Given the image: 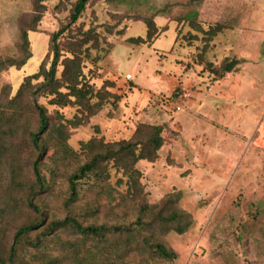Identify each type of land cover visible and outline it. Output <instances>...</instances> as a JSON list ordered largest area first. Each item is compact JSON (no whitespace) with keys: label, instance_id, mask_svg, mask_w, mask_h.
I'll return each mask as SVG.
<instances>
[{"label":"rangeland","instance_id":"374dc122","mask_svg":"<svg viewBox=\"0 0 264 264\" xmlns=\"http://www.w3.org/2000/svg\"><path fill=\"white\" fill-rule=\"evenodd\" d=\"M76 1L0 0V258L14 231L40 224L14 264H264V0H90L57 40L47 88L49 40ZM73 56L86 95L54 102ZM154 127L162 146L134 162ZM169 208L188 215L186 232L162 220ZM65 218L102 236L48 229Z\"/></svg>","mask_w":264,"mask_h":264},{"label":"trees","instance_id":"16d2710c","mask_svg":"<svg viewBox=\"0 0 264 264\" xmlns=\"http://www.w3.org/2000/svg\"><path fill=\"white\" fill-rule=\"evenodd\" d=\"M90 0H77L72 8V12L69 18V23L65 27H62L58 32L53 34L49 40V52L52 54V59L50 62V67L49 69L46 70V72L43 74V80L44 82L42 83L43 86L47 88H52L54 84H56L57 80L55 79V73H56V66L60 58V48L57 43L58 38L66 31L71 25H73L80 17L82 12L84 11L87 3ZM150 34V33H149ZM150 36V35H149ZM21 42L24 45H27V36L26 33L23 32L21 34ZM47 53V55H48ZM48 58V57H47ZM78 57L73 56L72 58H65L62 61V64L65 65L66 63H71V64H76L74 71H72V74H63L62 78V83L65 85V89L69 90L68 93H61L60 91H50L51 94H56V98L54 99V102H61L62 98H67L70 96H74L77 99H81L85 97L86 91L82 89V86L86 84L83 82V80L80 78L83 77L82 74V66L79 62H77ZM23 62V61H22ZM24 63H20L19 65L22 66ZM3 65V64H1ZM14 64L8 63V66L11 67ZM237 65V61L232 60V61H226L224 66H223V73H229L231 72L234 67ZM217 75V74H215ZM38 77V74L32 75L30 77L26 78V81L30 83L32 79H36ZM37 117H38V125L37 128L34 132H30L29 137H30V142L36 150H41V147L39 146L40 140L42 139V135H44L48 129V119L45 115V111L42 107H37L36 110ZM128 146V145H127ZM162 146V139L160 138V130L156 127L153 128V131L151 133V137L149 140V148L152 150L151 153H149L147 156H143L142 154H138V156H134V162H137L138 160L142 159H147L149 161L154 159V154L160 149ZM94 164L93 163H87L83 165L82 167L79 168V174L80 175H74L72 177V180H70V185H71V190L72 194H75V185H74V180L79 179L81 176H84L86 173H89L92 171ZM32 171L35 179L39 181V174H38V168H37V163L36 161L33 162L32 164ZM178 198L174 196H169L167 200L161 203V205L168 206L171 204L177 203ZM29 207L34 211L38 212L37 208L32 204V201H29ZM158 206H143L142 210L143 212H152L154 209H157ZM153 209V210H152ZM159 214H162V211H158ZM164 222L167 224H173V230L178 233L182 234L186 232L188 227L190 226V221L189 217L187 214H184L182 212H178L174 208H169L166 217H163L162 219ZM40 224H29L26 226H23L16 231H14L11 242L8 244L5 257L0 258V264H14L15 260L17 258V248L20 245L22 238L26 236L28 233L31 231L35 230L37 227H39ZM72 227L77 233L82 234V235H93V236H102L101 234V228L100 227H83L76 221L70 218H65L61 221L57 222H51L48 224V229L50 231L54 230H59V229H64L66 227ZM105 232V231H103ZM38 241L33 244L34 247H38L39 243ZM154 252L160 257L165 260H173L176 258V254L168 250L164 245L161 243H157L154 245L150 246Z\"/></svg>","mask_w":264,"mask_h":264}]
</instances>
